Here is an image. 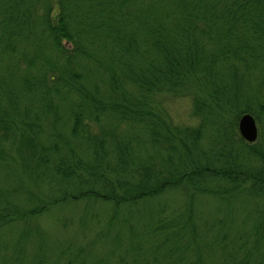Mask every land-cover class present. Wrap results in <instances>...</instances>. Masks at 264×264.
<instances>
[{
    "label": "trees",
    "instance_id": "obj_1",
    "mask_svg": "<svg viewBox=\"0 0 264 264\" xmlns=\"http://www.w3.org/2000/svg\"><path fill=\"white\" fill-rule=\"evenodd\" d=\"M0 16V56L10 63L9 79L0 76V166L21 167L56 196L29 190L35 207L0 209V229L86 199L114 204L111 226L122 208L180 190L190 202L184 220L155 223L168 232L164 256L178 250L187 261L199 240L196 193L227 201L264 193V149L239 132L244 114L257 122L264 114V0H2ZM164 92L194 96L200 123L175 125L155 106ZM147 147L154 154L144 157ZM263 222L257 212L243 258L228 227L210 249L221 264H250L257 251L254 264H264ZM14 250L11 264H26L24 246Z\"/></svg>",
    "mask_w": 264,
    "mask_h": 264
},
{
    "label": "rangeland",
    "instance_id": "obj_2",
    "mask_svg": "<svg viewBox=\"0 0 264 264\" xmlns=\"http://www.w3.org/2000/svg\"><path fill=\"white\" fill-rule=\"evenodd\" d=\"M1 4L2 0L0 7ZM41 6L43 7V3H40L39 14L42 13ZM2 19L3 16H0V21ZM64 42L69 48L72 47L67 41ZM0 63L2 81L8 80L9 75L4 69L10 63L3 61L1 56ZM261 90V102L264 103V88ZM193 99L194 96L190 94L176 95L164 92L155 97L154 103L180 128L195 127L200 123V118L194 115ZM257 125L259 137L256 144L264 149V114ZM123 130L120 129V132ZM207 138H210V135H207ZM147 148L144 157L154 154ZM206 148L209 150L210 146ZM221 185L223 186V183ZM244 185L248 188V185ZM52 189L57 192V188ZM29 190L35 192L41 200L49 201L50 198L56 197L48 185L36 183L21 167L9 172L0 166V209L8 204L16 206L19 211L32 209L37 202L28 199ZM242 194L234 198L228 196V201L206 193L195 194L192 198L193 215L197 217L199 225L195 236L199 240L194 247H190L192 255L189 251V259H192L194 254H199L202 262L200 264L224 263L219 250L210 249L214 245L212 238L220 228L228 227L227 234L232 249L238 250L241 247L239 255L242 258L246 253L245 249L255 245L257 227L253 225L257 212L264 215V193L260 197ZM188 198L180 190L167 191L155 199L122 208L118 212V221L113 222L111 226L109 224L116 211L112 203L86 199L52 206L28 222L18 221L0 229V264H11L13 259L18 258L14 250L16 244L26 249V264H36L38 259L33 261L35 255L36 258L43 257L47 264H58L61 252L65 254L62 264H171L175 260L179 261L180 252L177 250L172 258L164 256L167 249L161 246H164L162 242L168 232L162 230L163 227H158L159 224L155 222H170L174 219L183 221L190 205ZM153 209L154 215L151 214ZM132 211L140 212L139 217L131 214ZM125 220L127 227L123 225ZM224 232L225 229L222 233ZM183 235L184 242L193 237L191 234L186 237ZM261 245V253L264 254V243ZM78 251L82 252L80 258ZM260 255L257 251L250 264L256 263ZM189 259L186 261L185 258L179 262L188 264ZM226 261L232 263L230 258ZM235 263L237 260L233 257V264Z\"/></svg>",
    "mask_w": 264,
    "mask_h": 264
},
{
    "label": "water",
    "instance_id": "obj_3",
    "mask_svg": "<svg viewBox=\"0 0 264 264\" xmlns=\"http://www.w3.org/2000/svg\"><path fill=\"white\" fill-rule=\"evenodd\" d=\"M239 132L250 144L257 142L259 137L258 125L255 117L251 114H244L239 121Z\"/></svg>",
    "mask_w": 264,
    "mask_h": 264
}]
</instances>
